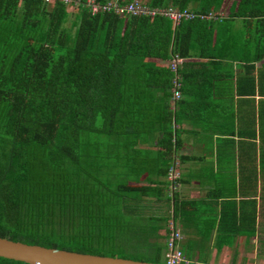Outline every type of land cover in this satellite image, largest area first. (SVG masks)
Wrapping results in <instances>:
<instances>
[{
    "label": "trees",
    "instance_id": "1",
    "mask_svg": "<svg viewBox=\"0 0 264 264\" xmlns=\"http://www.w3.org/2000/svg\"><path fill=\"white\" fill-rule=\"evenodd\" d=\"M80 1L0 0V236L165 262L168 223L188 222L189 201L149 186L169 182L161 177L175 165L176 124L183 110L201 106L200 81L213 83L207 67L234 47L252 60L264 55V0H147L194 11L178 21L91 13ZM174 57L181 85L173 101L166 62ZM238 187L243 197L208 217L221 244L255 220L264 171L252 168ZM166 205L164 214L156 209ZM246 228L255 231V223ZM0 264L28 263L0 256Z\"/></svg>",
    "mask_w": 264,
    "mask_h": 264
},
{
    "label": "crops",
    "instance_id": "2",
    "mask_svg": "<svg viewBox=\"0 0 264 264\" xmlns=\"http://www.w3.org/2000/svg\"><path fill=\"white\" fill-rule=\"evenodd\" d=\"M142 2L147 4V0ZM225 11L220 9L218 15H224ZM242 49V47L232 48L219 58L218 67H207L206 76L213 77V83L200 81L201 106L183 110V117L176 124L179 147L175 156V165L169 171H175L174 178L178 177V179L173 182V178L164 185L154 183L149 186L167 187L166 195L174 192L176 197L189 201L184 205L185 215L190 214L187 217L188 222L195 225L199 217L193 215L195 208L205 215L204 224H208V217L218 214L223 202L232 198L237 202L243 197L238 187L241 176H245L246 172L251 173L252 168L256 169L258 175L264 171V164L259 163L260 151H264V55L252 60L251 55L248 57L246 54L242 55ZM168 62L170 61L166 63ZM250 64L253 65L252 68L249 67ZM150 93L161 94L156 90ZM156 136L157 134L152 138ZM153 141L155 142L156 139ZM154 142L150 143L152 148H156ZM181 155H183L182 159H179ZM153 172L152 178L158 181L156 172ZM138 183L146 184L147 180L140 179ZM222 184H226L224 190L226 194H219L218 187H222ZM257 187L262 191L259 184ZM155 191L159 192L158 189ZM231 192H235L234 196L230 195ZM151 199L155 201L154 198ZM168 208L166 205L164 208L161 206L156 209L164 214ZM256 208L255 220L245 219L246 225L255 223V231H247L246 225L239 232L230 230L233 232L230 241L223 244L217 242L216 228L209 227L206 233L198 226L187 225V231L184 232L177 220H170L167 226L165 250L170 222L175 221L181 233L180 245L183 246L177 245L187 263L194 261L204 264H264V199L260 200L257 197ZM159 232L163 233L164 229L160 228ZM201 233L208 234L205 235V240ZM187 234L193 235L187 237ZM194 236L195 239L201 237L200 242L195 245L188 243L187 241ZM205 245L208 247L206 250H204Z\"/></svg>",
    "mask_w": 264,
    "mask_h": 264
},
{
    "label": "built area",
    "instance_id": "3",
    "mask_svg": "<svg viewBox=\"0 0 264 264\" xmlns=\"http://www.w3.org/2000/svg\"><path fill=\"white\" fill-rule=\"evenodd\" d=\"M45 2H52L54 0H44ZM66 4L72 3L77 4L81 2L80 0H61ZM89 8L91 13L99 12H109L113 11L120 15H154L156 13L165 14L175 21H178L181 17H193L195 15L194 11L189 9L178 10L174 8H158L150 7L142 1L139 0H106L104 2H99L96 0H85L83 3ZM205 18L214 16V13L201 14ZM181 61V58L174 57L169 62V67L174 71V76L172 79L173 101L180 97V92L178 87L180 85L178 75L176 73L177 63ZM172 172V171H169ZM168 172V173H169ZM169 180H172L169 178ZM181 239V233L179 231L178 225L175 221L170 222L169 232L166 239V250H165V262L171 264H187V260L183 257L182 251L177 245V241Z\"/></svg>",
    "mask_w": 264,
    "mask_h": 264
},
{
    "label": "water",
    "instance_id": "4",
    "mask_svg": "<svg viewBox=\"0 0 264 264\" xmlns=\"http://www.w3.org/2000/svg\"><path fill=\"white\" fill-rule=\"evenodd\" d=\"M0 256L28 264H171L118 255L80 252L0 236Z\"/></svg>",
    "mask_w": 264,
    "mask_h": 264
},
{
    "label": "rangeland",
    "instance_id": "5",
    "mask_svg": "<svg viewBox=\"0 0 264 264\" xmlns=\"http://www.w3.org/2000/svg\"><path fill=\"white\" fill-rule=\"evenodd\" d=\"M141 1H144V0H141ZM154 141H153V139H151L150 141H149V143H153ZM175 175H176V172L175 171H172V172H169L165 177H167V178H170V179H173L174 177H175ZM205 217V216H204ZM204 217H198V223L195 225V224H193L192 222H187V221H183V223H180L179 224V226L181 227V230H183L184 232H186L187 231V225H192V226H198L199 228H200V230L202 229V232H208V229H209V227H210V223H205L204 224ZM205 226V227H204ZM208 228V229H207ZM213 228H216V225H214V227ZM212 228V229H213ZM204 229H205V231H204ZM200 234V233H199ZM208 234H210V232L208 233ZM207 234V235H208ZM189 235H193V234H187V237H189ZM201 235L203 236L202 238H203V240H205V238H206V234H204V233H201ZM206 235V236H205ZM195 237L196 236H194L193 238H191V240H188L187 242L188 243H191V244H193V245H195V244H198L199 242H200V240H201V237H199V239H195ZM216 239V238H215ZM180 240V239H179ZM177 241V244L179 245V246H183L182 244L180 245V241ZM202 240V242H206V243H208L207 241H203ZM256 242H258V241H256ZM259 242H261V241H259ZM263 247V246H262ZM259 248H260V246H259ZM206 249H208V247L205 245L204 246V250H206ZM163 250H165V249H163ZM264 250V249H263ZM187 251H189V249H187ZM162 252H164V251H162ZM142 254H139V253H136V252H134V254H133V256H135V257H139V258H144V259H148V258H150L149 256L150 255H146V254H144V255H142ZM128 258H130V257H128ZM160 260H163V256H161L160 257ZM187 264H204V263H202V262H195L194 263V261H192V262H188Z\"/></svg>",
    "mask_w": 264,
    "mask_h": 264
}]
</instances>
